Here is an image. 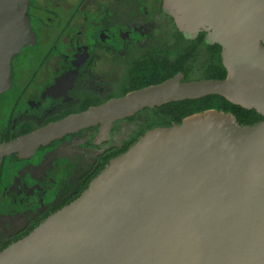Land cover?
<instances>
[{
	"label": "water",
	"instance_id": "95a60500",
	"mask_svg": "<svg viewBox=\"0 0 264 264\" xmlns=\"http://www.w3.org/2000/svg\"><path fill=\"white\" fill-rule=\"evenodd\" d=\"M30 0H0V91L36 37ZM188 38L222 48L225 79L176 76L0 147L31 153L80 130L220 96L263 119L207 110L158 127L114 159L72 204L0 254V264H264V0H165Z\"/></svg>",
	"mask_w": 264,
	"mask_h": 264
},
{
	"label": "flooded vegetation",
	"instance_id": "af4514ba",
	"mask_svg": "<svg viewBox=\"0 0 264 264\" xmlns=\"http://www.w3.org/2000/svg\"><path fill=\"white\" fill-rule=\"evenodd\" d=\"M27 16L36 41L12 58L11 85L0 91V147L176 76H227L222 48L206 33L188 39L165 0H30ZM166 106L116 121L109 137L98 125L0 155V254L77 200L148 131L180 124Z\"/></svg>",
	"mask_w": 264,
	"mask_h": 264
},
{
	"label": "trees",
	"instance_id": "16d2710c",
	"mask_svg": "<svg viewBox=\"0 0 264 264\" xmlns=\"http://www.w3.org/2000/svg\"><path fill=\"white\" fill-rule=\"evenodd\" d=\"M226 77H222L220 80L225 79ZM218 80V79H217ZM201 101H205L202 105L195 101H184L172 103L165 107L166 113L171 117V120H176L177 122H181L184 118L196 114L201 113L207 110H219L225 112L233 113L241 124L251 125L254 124L256 119H252V114H256L254 111L248 112V110L243 109L242 107L235 106L228 102L225 98L220 96H210L203 99ZM194 106V107H193ZM247 113V115H245ZM249 114V115H248Z\"/></svg>",
	"mask_w": 264,
	"mask_h": 264
},
{
	"label": "rangeland",
	"instance_id": "374dc122",
	"mask_svg": "<svg viewBox=\"0 0 264 264\" xmlns=\"http://www.w3.org/2000/svg\"><path fill=\"white\" fill-rule=\"evenodd\" d=\"M198 102H200L201 104L200 105H202L205 101L203 100V101H201V100H198ZM194 107V106H193Z\"/></svg>",
	"mask_w": 264,
	"mask_h": 264
}]
</instances>
